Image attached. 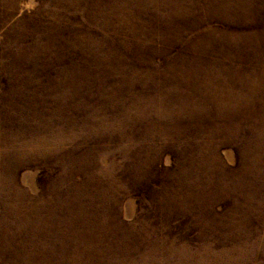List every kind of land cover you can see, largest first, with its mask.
Instances as JSON below:
<instances>
[{
    "label": "rangeland",
    "instance_id": "374dc122",
    "mask_svg": "<svg viewBox=\"0 0 264 264\" xmlns=\"http://www.w3.org/2000/svg\"><path fill=\"white\" fill-rule=\"evenodd\" d=\"M0 264H264V0H0Z\"/></svg>",
    "mask_w": 264,
    "mask_h": 264
}]
</instances>
